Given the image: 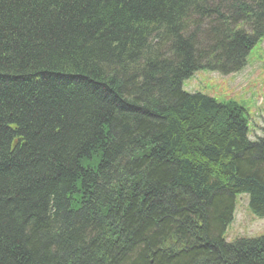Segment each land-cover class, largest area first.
I'll list each match as a JSON object with an SVG mask.
<instances>
[{"label": "trees", "instance_id": "16d2710c", "mask_svg": "<svg viewBox=\"0 0 264 264\" xmlns=\"http://www.w3.org/2000/svg\"><path fill=\"white\" fill-rule=\"evenodd\" d=\"M264 0H0V264H264V135L188 93L240 71Z\"/></svg>", "mask_w": 264, "mask_h": 264}, {"label": "rangeland", "instance_id": "374dc122", "mask_svg": "<svg viewBox=\"0 0 264 264\" xmlns=\"http://www.w3.org/2000/svg\"><path fill=\"white\" fill-rule=\"evenodd\" d=\"M183 90L215 98L219 102L234 101L245 108L250 121V137L264 135V38L251 50L246 65L238 72L223 75L207 69L196 71L183 82ZM264 235V218L255 217L248 209L247 195L237 196L233 223L225 238H255Z\"/></svg>", "mask_w": 264, "mask_h": 264}]
</instances>
